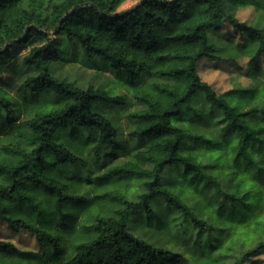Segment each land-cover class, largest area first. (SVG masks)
Wrapping results in <instances>:
<instances>
[{"label": "trees", "instance_id": "obj_1", "mask_svg": "<svg viewBox=\"0 0 264 264\" xmlns=\"http://www.w3.org/2000/svg\"><path fill=\"white\" fill-rule=\"evenodd\" d=\"M124 1L0 0V225L37 243L0 239V264H259L264 0ZM247 5L254 22L238 17ZM203 58H249L251 83L218 93ZM57 61L111 68L112 91L56 76ZM132 100L130 134L147 146L119 161V128L96 108Z\"/></svg>", "mask_w": 264, "mask_h": 264}, {"label": "rangeland", "instance_id": "obj_2", "mask_svg": "<svg viewBox=\"0 0 264 264\" xmlns=\"http://www.w3.org/2000/svg\"><path fill=\"white\" fill-rule=\"evenodd\" d=\"M137 3V0H126L119 7V11L129 9ZM238 17L243 21L254 22L257 17V12L252 5H247L239 8ZM223 36L227 37L230 34H235L237 40H241L240 34L235 29L226 23L222 29ZM27 50H23L24 54ZM261 74L264 76V53L260 56ZM250 59L242 58L236 64L232 61H213L203 58L199 63V73L202 78L215 88L218 93L224 92L235 87L238 83L248 86L251 83V78L248 76ZM53 73L61 78L67 79L76 83L79 86L88 87L93 85L95 87H103L112 91L113 83H115V72L111 68L99 69L93 66H88L80 61H57L52 65ZM146 82H151L155 78L149 74L143 76ZM115 95H125L126 91L118 86L115 90ZM143 108V105L132 100L128 110L119 111L118 109L109 106L100 105L96 109L109 115L114 123L118 126L120 131L121 149L119 151V161L126 160L129 156L135 153L138 149L147 146V142L133 139L131 131L135 128V121L129 115L130 110H137ZM107 167H102L105 170ZM68 173L77 172L76 168L68 167ZM98 170L94 167L89 172L96 173ZM157 211L164 213L162 206H157ZM158 217L155 218V221ZM168 228H158L156 224L148 225L142 222L136 228L137 233L148 237L159 245H164L171 239V235L167 231ZM0 239H7L12 241L17 247L27 250H37V243L34 235L27 231L14 232L8 228L6 224L0 225ZM255 259L259 264H264V253L258 255Z\"/></svg>", "mask_w": 264, "mask_h": 264}]
</instances>
